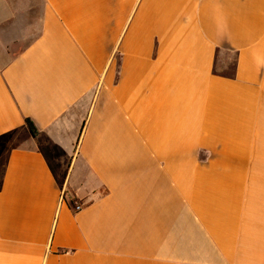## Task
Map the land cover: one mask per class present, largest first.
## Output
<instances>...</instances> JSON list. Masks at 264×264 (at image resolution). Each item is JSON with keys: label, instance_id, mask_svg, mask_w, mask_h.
Segmentation results:
<instances>
[{"label": "crops", "instance_id": "crops-1", "mask_svg": "<svg viewBox=\"0 0 264 264\" xmlns=\"http://www.w3.org/2000/svg\"><path fill=\"white\" fill-rule=\"evenodd\" d=\"M0 264H264V0H0Z\"/></svg>", "mask_w": 264, "mask_h": 264}, {"label": "rangeland", "instance_id": "rangeland-1", "mask_svg": "<svg viewBox=\"0 0 264 264\" xmlns=\"http://www.w3.org/2000/svg\"><path fill=\"white\" fill-rule=\"evenodd\" d=\"M216 69L219 72L229 73L231 70V61H227V64L219 63L218 65H216ZM1 141H3V143H5L4 145H6V144L10 145V142H11L10 138H8V137L2 139Z\"/></svg>", "mask_w": 264, "mask_h": 264}, {"label": "trees", "instance_id": "trees-1", "mask_svg": "<svg viewBox=\"0 0 264 264\" xmlns=\"http://www.w3.org/2000/svg\"><path fill=\"white\" fill-rule=\"evenodd\" d=\"M223 76H230L229 73H222ZM25 123L29 129V132L30 134L34 137L36 136L37 132H36V129L35 127L32 125V123L28 120V119H25Z\"/></svg>", "mask_w": 264, "mask_h": 264}, {"label": "built area", "instance_id": "built-area-1", "mask_svg": "<svg viewBox=\"0 0 264 264\" xmlns=\"http://www.w3.org/2000/svg\"><path fill=\"white\" fill-rule=\"evenodd\" d=\"M71 208H72L73 212L79 211L82 208V204H80L79 202L75 201V202H73Z\"/></svg>", "mask_w": 264, "mask_h": 264}]
</instances>
